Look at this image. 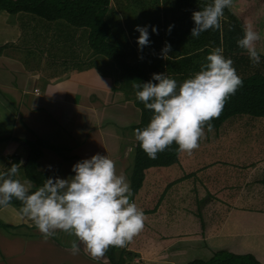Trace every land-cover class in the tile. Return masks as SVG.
<instances>
[{"label": "crops", "instance_id": "obj_1", "mask_svg": "<svg viewBox=\"0 0 264 264\" xmlns=\"http://www.w3.org/2000/svg\"><path fill=\"white\" fill-rule=\"evenodd\" d=\"M20 17L29 20L26 21L28 25L26 32L22 28L25 23L18 21ZM53 26L51 24V27ZM49 27V23H45L34 16L28 14L18 15V13L9 14L0 10V134H15L19 129L25 128L27 130L28 128V131H35L37 134L44 135L46 137L45 141L58 149H52V151H59L64 146L66 152H69L70 156L68 158L60 159L53 152L44 149L46 151H43L37 162L38 169L52 172L54 179L60 178L54 173L70 172L74 164L84 159H89L97 153L106 155L115 161L117 175L123 174L127 177L124 168L126 166L125 159L128 156L127 150H131L135 142L133 140L132 143H126L125 150L120 154V140L124 136L122 130H128L127 128L129 127L126 123L121 125L119 121L125 118L128 123V116L131 112L129 107L133 101L123 98L125 96H122L119 91L113 92L107 78L97 75L93 70H70L66 77H58L59 79H56L54 76L45 81L43 80L44 76L38 72L39 69L26 68L22 64L26 53H31L33 49L47 45L51 38H56V31H50ZM59 27L62 30L69 29L64 24ZM19 28H22V30ZM69 30L70 33H67L68 31H60V34L73 36L74 31L72 30L74 29ZM11 38H14V40ZM23 38L29 47L26 49V45L21 46L18 49L20 50V55H17L14 52V45L17 44V41L23 43ZM56 45H50L48 48L51 47L52 51L56 52ZM22 52L24 53L23 55L21 54ZM51 54L53 55L52 52ZM43 57L44 55L40 54L35 59L42 58L41 62L43 63L45 62ZM41 77L43 90H40L37 84ZM2 91L8 96L7 98ZM36 116L40 118V123H36L33 120ZM234 124H237V121L230 122L226 120L218 131H206L205 138H203L202 142H199L198 149L192 154L200 157L202 159L201 162H206L211 155L216 154L220 157H226L227 154L234 151L245 152L252 150L250 146L253 141H250L248 146H243L241 143L233 144L232 140L227 137L253 136V127L242 126L235 128L233 127ZM34 128L36 129L34 130ZM88 129L93 130L88 132ZM62 131L68 133L67 137H61ZM124 132L126 134V131ZM31 136L23 137L19 135L10 139L11 141H0V172L5 171L12 155L20 158L21 162L23 161L27 156V144L25 141H34L33 139H35L33 135ZM127 141L130 140L127 139ZM61 155L64 156L63 154ZM254 161L257 162L253 163ZM254 165L257 166L252 168ZM165 167L167 168L156 167V186L163 180L162 186L165 188L169 185H174L178 178L184 179L186 176L193 174H188L191 167L186 165L185 169L184 165H175L173 168ZM240 168L246 169L245 179L252 178L251 182L264 183V151L261 152L260 156ZM18 169L19 171L15 178L27 186L29 181L23 176L21 168L18 167ZM238 169L234 167L230 170L236 171ZM74 175L75 173L73 172L72 176ZM154 177V173L149 176V183H152ZM31 184L32 187L30 189H35L36 186L33 183ZM242 184L243 182L241 186H243ZM142 190L143 185L138 191V196L142 193ZM237 199L238 197H235L232 191L229 196L221 198V207L216 208L218 212L215 215L206 218L209 221L208 223H197L198 210L190 211L189 215L179 214L175 211L178 209L172 203L171 208H165L164 215L160 211H156L157 215L154 218V220L156 219V224L149 226L156 234L152 238L154 239L152 245L156 246V250L144 251L142 249L144 244L142 241L134 242L130 246L129 242L125 247V251L128 253L129 250H132L136 253L138 252V255L132 256L131 260L130 258L127 259L126 263L140 264L138 260L141 259L143 261L142 264H167L165 259L173 257V255L165 253L166 249L159 245L158 237L170 238L171 234L164 232V230H169L176 224L169 223L168 220L180 216L178 219L181 224L185 225L189 221L195 231L176 236L178 240L167 241V246H170L169 249H179L178 251L188 252L192 247H201L211 253L218 249L244 253L243 251L247 249V252H251L264 264V257H261V252L264 250V222L262 221L263 218L260 217L261 215H259V213H264V209L260 207L248 211L244 207L232 209L230 205ZM21 207L11 203L7 207L0 206V264H3L7 257H10L15 264H19L22 262V258L26 259L29 256H33L29 255L30 252L37 254L33 256L32 264H42L46 258H51L49 255H44L43 253L45 252L52 253L54 259L59 257L58 251L71 252L70 242L72 240L69 239L64 242L57 238V235L64 232L57 231L55 236L45 239L31 220L28 218L21 219L19 215ZM257 219L261 221L260 225L250 224L246 226V221H256ZM214 220L218 221V223L214 224ZM5 228L15 230V232H7ZM139 237L135 236L136 239ZM243 240L247 241L244 247L242 246ZM251 241L254 246L248 247L247 245ZM223 244L229 246H221ZM79 246L78 259L80 261L91 260L93 262L89 258V253V256L87 255L85 246L82 243ZM19 252H25V255L19 258L15 257V254ZM158 259L159 261L156 262ZM96 260L101 262H97L98 264L109 263L104 256ZM173 262L181 264L179 261ZM97 263L93 262V264Z\"/></svg>", "mask_w": 264, "mask_h": 264}, {"label": "trees", "instance_id": "obj_2", "mask_svg": "<svg viewBox=\"0 0 264 264\" xmlns=\"http://www.w3.org/2000/svg\"><path fill=\"white\" fill-rule=\"evenodd\" d=\"M256 1L260 3L259 8L249 9L242 15L243 8L251 2L254 3L255 0H233L231 8L224 9L222 28L209 29L202 32L199 37L191 36V29L195 27L192 13L202 10L212 0H0V10L9 14L20 12L30 14L48 22L50 31L64 24L65 27L74 29L72 40L86 35L93 57L101 56L100 59L115 64L118 77L124 85L126 84V88L122 89L124 94L132 99L133 104L139 109L140 119L138 123L132 125L133 131L147 126L152 116V112L145 109L144 104L137 99L134 83L148 81L158 83L152 80V75L163 74L162 71H170L171 74L181 73L186 79L191 78L200 70L201 65L207 62L206 57L210 54V50L214 47H222L223 55L232 59L233 67L242 78L243 85L227 100L220 116L211 121L214 126L213 131H218L222 124L233 116L264 117V53L261 50L263 40L256 42V49L260 54L258 65H254L247 51L237 45V40L242 38L246 26L252 25L250 22L255 20L258 12L264 9V0ZM236 5L235 11L233 8ZM237 10L241 11L236 14ZM136 26H149L150 43L142 49L137 44L140 34L135 30ZM252 26L257 29L256 26ZM152 27H155L157 32L154 33ZM69 29L60 28L62 31H68L67 33L70 32ZM69 42L70 38L67 34L60 50L69 51L71 48ZM162 42L171 46L166 57L162 56V49L165 46ZM151 52L155 55L159 54L156 56L157 60L145 55ZM46 57L51 58V63L61 60L64 65L71 64L67 57H57L55 54H48ZM76 68H80V65H76ZM204 130L207 131L206 126ZM2 139L7 140L5 137ZM33 140L26 143L28 152L23 161L12 155L4 171L6 172L13 164L21 168L27 181L36 186L35 189H30V192L43 186L44 180L54 179L51 172L38 169L37 162L42 154L37 149L36 144L39 142L37 137ZM202 141L203 138L199 142ZM52 149L58 150L55 147ZM131 151H133V162L127 176L133 195L142 187L145 173L149 168L175 164L180 153L178 146L173 142L165 151L158 153L156 159H150L136 139ZM11 204L22 206L15 198ZM116 248L118 251L121 250L120 247L110 246L105 253L108 262L129 264L125 263L123 257L124 248L119 258L114 256ZM181 264L262 263L250 252L235 253L220 249L213 251L207 259L193 258Z\"/></svg>", "mask_w": 264, "mask_h": 264}, {"label": "clouds", "instance_id": "obj_3", "mask_svg": "<svg viewBox=\"0 0 264 264\" xmlns=\"http://www.w3.org/2000/svg\"><path fill=\"white\" fill-rule=\"evenodd\" d=\"M232 3L233 0H212L202 10L194 11L191 36L221 29L224 9L231 8ZM148 27L135 28L140 34V49L150 43ZM152 31L157 29L152 27ZM260 38L248 25L237 40L254 65L260 63L256 49ZM170 50L166 43L162 56L166 57ZM223 52L222 47L212 48L200 70L179 85L165 74H153L152 80L158 82L155 84H133L137 99L152 112L148 125L134 130L135 139L150 159H156L173 142L180 151L191 155L200 139L205 138V126L208 132L214 130L211 121L220 116L227 100L243 85L232 59L225 58ZM18 171L13 164L6 172H0V206H9L13 198L20 201L21 219L31 220L45 239L57 231L74 236L76 239L70 242L73 255L80 252L82 243L94 260L100 259L110 246L126 247L144 227L143 211L130 202V181L123 174L117 175L115 161L106 155L97 153L77 162L72 166L74 176L48 178L34 192H30L31 182L26 186L13 178Z\"/></svg>", "mask_w": 264, "mask_h": 264}, {"label": "rangeland", "instance_id": "obj_4", "mask_svg": "<svg viewBox=\"0 0 264 264\" xmlns=\"http://www.w3.org/2000/svg\"><path fill=\"white\" fill-rule=\"evenodd\" d=\"M259 2L255 0L254 3L251 2V4L245 6L243 10H237L236 14L241 11L242 15L245 14V12L249 9H258L259 8ZM264 5V4H263ZM237 5L233 8L234 10L236 9ZM264 8V6H263ZM236 11V10H235ZM258 17L250 22V24L254 25L257 27L256 31L260 34V40H263V46L261 47V50H263L264 53V9L262 12H258ZM18 15H27L23 14L22 12L18 13ZM30 15V14H28ZM121 19L122 18V13L119 14ZM32 16V15H31ZM39 19V18H38ZM20 20V23H25V25H22V28H24L25 32L28 29L27 25V20L23 17L18 18V21ZM29 21V20H28ZM44 21V20H41ZM45 23H48L44 21ZM63 22V21H62ZM22 28H19L22 30ZM54 28V27H52ZM56 30V38L49 40V44L55 45L57 44V49L56 52L52 51V48L49 44L44 45L41 48H36L31 51V53H26L25 54V59L22 61V64L26 68H37L39 69V73L44 76L45 81L47 79L53 78L55 76L56 79H59L58 77H66L68 72L71 70L73 71H87V70H93L94 73L101 77L107 78V81L109 85L111 86L113 92L119 91L122 96H124V91L122 89L126 88V84H123V81L118 77V69L116 68L115 64H110L109 62L100 59L101 56L93 57L92 55V50L88 46V39L86 35H81L80 37H76L75 39L72 40V36H69L70 38V50H60V47L63 46V41L65 40L67 34H60V27L56 26L54 28ZM18 32V29H17ZM31 32V29H30ZM70 33V32H69ZM21 38V37H20ZM14 40V38H11ZM16 39V38H15ZM18 39V38H17ZM156 40V39H155ZM18 41H20L18 39ZM17 44L14 45V52L17 53V55H20V47L23 45H26V49H28L29 46H27V43L25 42L23 38V43L18 42ZM163 45H165L164 42H162ZM164 47V46H163ZM45 52V53H44ZM55 54L57 57H67L70 59L71 64L64 65L61 60H58L55 63H51L49 57H46L48 54ZM22 55L24 54L23 52L21 53ZM44 55L45 62H41L43 59H35L39 55ZM148 57H152L153 59L157 60V55L159 54H154L153 52L149 54H145ZM95 61H93V59ZM140 58L141 54H140ZM88 59L90 61H88ZM142 61V60H141ZM92 62V63H91ZM76 65H80V68H76ZM163 74L175 79L178 83H182L186 77L181 76V73L179 74H171L170 71H162ZM193 73V72H192ZM194 74V73H193ZM38 88L40 90H43V87L41 86L43 84L42 77L40 81L37 82ZM4 91H2L3 93ZM4 96L7 98L8 96L3 93ZM133 97V96H132ZM128 100H132L129 97H123ZM131 106L129 107V110L131 112L129 113L128 116V123L126 122L125 118L122 119V121H119V123L122 124H127L129 128L123 129L122 134L124 135L121 140H120V154L122 151L125 150V144L126 143H132L133 140L135 142V136H134V131L132 130V125L137 123L140 118V112L139 109L132 103L130 104ZM17 109V107H16ZM46 110V109H45ZM44 111V110H40ZM38 112V111H36ZM232 119V120H230ZM228 119L227 121H237V124H234L233 127L238 128L242 126H247V127H253L254 132L253 136L250 135H243L241 138L237 137H227L230 140H232V143H241L243 146H248L250 141H253L251 144L250 148L252 150L250 151H245V152H238L234 151L229 154H227L226 157H220L218 155H211L209 159L206 162H201L202 159L198 157L197 155L194 154H187L183 151H180L178 157L179 160L177 163L168 166L169 168H173L175 165H185L191 167L189 170V173H193L190 176H186L184 179L178 178V180L174 183V185H169L167 187L162 186L163 180H161L158 185L156 186V167H151L147 170L146 176L143 182V190L142 193L139 194L137 192L136 194L132 195L130 197V202H134L139 209L143 211V214L145 215L144 219V227L142 231L136 235L139 238H133L130 244L138 241H142L144 244L142 245V249L144 251L147 250H156V246L152 245L153 243V235L154 232L149 228L150 225L156 224V211H160L162 215L165 214V208L170 207L171 208V203L172 205L178 209L175 210L177 213H181L183 215H189L190 211L192 212L193 210H198L197 213V223H208L209 221L206 220L208 216L215 215L218 211L216 210L217 207H221L222 202H220L221 198L227 197L230 195L231 191L234 193L235 197H238L240 200H234L232 205V209H239L243 208L248 210L255 209V208H262L264 209V183L260 182V184H257L254 181H250L252 178L245 179V168H240L242 166H245L248 164L252 159L260 156L261 152L264 151V117H253L249 115H237L233 116L232 118ZM33 120L36 123H40V118L36 116L33 118ZM243 123H246L243 125ZM121 128V127H120ZM36 128H34L35 130ZM72 129V128H71ZM93 129H88V132L92 131ZM119 130V129H118ZM127 137H126V134ZM206 131V130H205ZM37 137V141H39L37 145V149L40 152V154L43 153L44 149L47 151L53 152L57 157L60 159H65L68 158L69 152L65 150L64 146L59 149V151H52V144L49 142L45 141L46 137L41 134H37L32 131H28L25 128L19 129L16 131L15 134L13 133H8V134H0V141L1 142H6L7 140L11 141L10 139L14 138L15 136L22 135L23 137H32L31 135ZM68 133L66 131L61 132V137L65 138L67 137ZM6 138L7 140H3L2 138ZM129 139L130 141H127ZM27 143V141H25ZM198 149V148H197ZM195 149L192 153L196 152ZM45 150V151H46ZM44 151V152H45ZM28 152V151H27ZM30 153V152H29ZM28 153V154H29ZM128 156L125 159V171L128 174L129 168L132 165L133 162V151L127 150ZM63 154L64 156H62ZM257 161H254L255 163ZM257 165H254L252 168H255ZM237 167L239 168L236 171H231L230 169ZM161 168H167V167H161ZM22 172V169H21ZM52 173V172H51ZM154 173L155 177L152 181V183H149V176ZM53 174V173H52ZM54 174H57L60 178L66 177L70 178L73 174V171L70 172H56ZM187 174V175H188ZM254 176V174H253ZM128 179V176H127ZM129 180V179H128ZM243 182V186H241V183ZM34 185V184H33ZM150 185V186H149ZM241 186V187H240ZM243 187V188H242ZM230 190V191H227ZM262 201V202H261ZM156 205H157V210H156ZM228 206V205H227ZM259 210V209H257ZM164 211V212H163ZM181 215V216H183ZM262 217V221L264 222V213H259ZM178 217H174L173 219L168 220L169 223H174V225L171 229L169 230H164V232L171 234L170 238H162V236L158 237V242L160 243L159 245H162L163 248L166 249L165 253L173 255V257H167L166 263L167 264H176L173 261H179L181 263L187 262L189 260H192L193 258H202V259H207L211 256V252H209L205 248L201 247H195L191 248V250L188 252L187 251H178L176 249H169L170 246H167V241L169 240H178V237L180 234H185V233H192L195 231L192 225H190L189 221L185 225L181 224V221L178 219ZM214 224H217L218 221L214 220ZM192 224V222H191ZM246 226L250 224H256L260 225L261 221L257 219L256 221H246ZM7 232H15V230L5 228ZM145 231V233H144ZM151 234V235H148ZM57 238L61 241H68L69 239L73 240L76 239L74 236H70L66 233L57 235ZM247 244V241L243 240L242 241V246L244 247ZM221 246H229L227 244H223ZM248 247H253L254 243L251 241L248 245ZM257 247V246H255ZM85 249V248H84ZM125 249V247H124ZM129 249V248H128ZM220 250V249H218ZM216 251V250H214ZM59 252V257L57 259H54L52 257V253L50 252H45L43 253L44 255H49L51 258H46V260L42 264H93L95 263H101L98 260H94L91 256L89 257L90 259L93 260H83L80 261L78 259L77 254L73 255L69 251H58ZM130 252V253H129ZM127 253L126 251L123 253V257L126 260L132 258L134 255H138V252H134L132 250H129ZM213 252V251H212ZM244 253L247 252L243 251ZM122 253V248L120 251H118V248L115 249L114 256L116 258H119V255ZM251 253V252H250ZM2 254V253H1ZM9 255V253H7ZM25 252L23 253H16L15 257L19 258L21 256H24ZM29 255L36 256V253L30 252ZM88 255V252H87ZM33 256H29L26 259L22 258V262L19 264H32L31 260ZM89 256V255H88ZM106 257V255H104ZM261 257H264V250L261 252ZM140 264H142V260H138ZM156 260V262H158ZM164 261V260H160ZM97 263V264H98ZM3 264H15L10 257H7L4 261ZM111 264V263H108Z\"/></svg>", "mask_w": 264, "mask_h": 264}]
</instances>
